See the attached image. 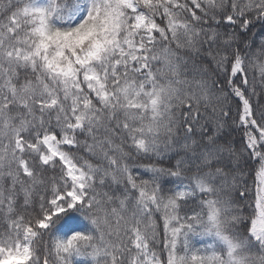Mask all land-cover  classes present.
Here are the masks:
<instances>
[{
    "label": "snow or ice",
    "instance_id": "1",
    "mask_svg": "<svg viewBox=\"0 0 264 264\" xmlns=\"http://www.w3.org/2000/svg\"><path fill=\"white\" fill-rule=\"evenodd\" d=\"M0 264H264V0H0Z\"/></svg>",
    "mask_w": 264,
    "mask_h": 264
},
{
    "label": "trees",
    "instance_id": "2",
    "mask_svg": "<svg viewBox=\"0 0 264 264\" xmlns=\"http://www.w3.org/2000/svg\"><path fill=\"white\" fill-rule=\"evenodd\" d=\"M256 87H257V90H259V88H260L259 82H257ZM174 163H175L174 160H166L165 159V160H161L159 162V166L166 168V167L170 166V164H174ZM165 182H167V181H165ZM161 224H162V222H161Z\"/></svg>",
    "mask_w": 264,
    "mask_h": 264
}]
</instances>
